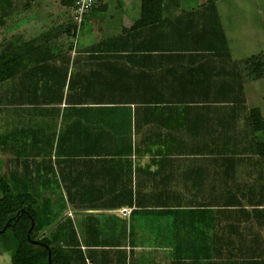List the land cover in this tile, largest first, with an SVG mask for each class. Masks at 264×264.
<instances>
[{
	"label": "trees",
	"instance_id": "trees-1",
	"mask_svg": "<svg viewBox=\"0 0 264 264\" xmlns=\"http://www.w3.org/2000/svg\"><path fill=\"white\" fill-rule=\"evenodd\" d=\"M161 7L141 2L143 16ZM140 35L20 71L1 49L0 153L21 186L0 178L9 264H49L29 240L50 264H264L263 118L242 85L194 95L184 74L161 79L140 61L166 55L134 47ZM122 208L128 219L88 213Z\"/></svg>",
	"mask_w": 264,
	"mask_h": 264
},
{
	"label": "crops",
	"instance_id": "crops-1",
	"mask_svg": "<svg viewBox=\"0 0 264 264\" xmlns=\"http://www.w3.org/2000/svg\"><path fill=\"white\" fill-rule=\"evenodd\" d=\"M125 2L130 6L115 8L110 13L108 9L99 8L101 0H98V4L84 16L82 23L77 25L73 8L63 6L61 0H30L27 4L15 7L13 10L0 12V39L2 41L0 47L19 46L20 44L10 45L9 42L13 38H18L23 42L28 40L30 48L35 49L30 54L17 52L19 56L14 57L16 54L14 55V52L10 50L9 53L13 56H6L15 63H29L26 69L42 63L63 65L68 62V59H70L68 63L72 64L73 60L77 59L76 52L107 40L116 39L123 33L140 30L141 35L132 40L134 47H150L166 55H154L147 61L142 59L140 61L147 62L151 65L150 68L159 71L157 74L161 75L162 71H166L161 79L164 77L168 79L177 73L184 74L189 78L194 95L213 96L223 85L225 89H230L228 93H223L240 98V86L242 85L245 105L248 109H256L264 120L261 106L253 107L251 104L253 100L257 102L264 98L263 94L257 93L254 87V84L264 79V66L260 63L259 67L253 66L255 56L245 57L239 50L235 54L230 44L227 25L224 24L223 14L217 7V3H215L216 8L213 9L203 6L205 3H195L192 7L176 4L170 6L166 5L163 0L161 9H151L150 13H145L146 16H143L141 0H126ZM225 16L229 14H224ZM70 26H75L77 31L75 27L76 32ZM86 27L95 30L92 33L95 40L88 45L78 42ZM97 27L101 32L97 33ZM118 29H121L120 33ZM70 31L75 33L73 37L70 36ZM71 41L78 43V47L74 49L75 52L71 56H67L69 54H64L62 49ZM206 86L209 90L205 91ZM192 107L201 106L194 104ZM214 107L209 106L208 108ZM203 115L205 119L214 120L212 114ZM245 116L246 111L242 113L241 121ZM196 117L199 119L197 115ZM256 137L264 147V131L257 132ZM261 170L264 176V161ZM122 209L88 213L113 214L128 219L129 215L122 217L120 214Z\"/></svg>",
	"mask_w": 264,
	"mask_h": 264
},
{
	"label": "rangeland",
	"instance_id": "rangeland-1",
	"mask_svg": "<svg viewBox=\"0 0 264 264\" xmlns=\"http://www.w3.org/2000/svg\"><path fill=\"white\" fill-rule=\"evenodd\" d=\"M126 1V0H125ZM124 0H101L100 9H108L110 13L115 10V8L128 7ZM140 1V0H139ZM30 0H0V12L13 10L15 7H19L23 4H27ZM142 2V0H141ZM166 5H177L183 7H192L193 4L206 3L207 0H164ZM163 3V0H162ZM217 7L221 10L223 14L224 24L227 25L226 29L229 34V40L233 51L236 54V51H240L245 57L255 56L259 57L260 60L255 61L258 64L261 63L264 66V0H216ZM114 8V9H113ZM224 14H229L225 16ZM117 17V16H116ZM123 18V17H120ZM75 26H70L72 30L75 31ZM69 28V29H70ZM70 29V30H71ZM97 33L101 32L97 27ZM121 29H118L120 33ZM77 31V28H76ZM75 31V32H76ZM95 30L93 28L84 29L79 37L78 42L80 44H90L94 42V37L92 33ZM70 36H74L73 31L69 32ZM71 37V38H72ZM73 39V38H72ZM0 43H2L0 39ZM10 45H17L11 50L18 49L20 52L25 54H30L31 51L35 50L30 48L29 41H21L18 38H13L10 42ZM76 45V46H75ZM78 43L73 41L65 44V48L62 49V52L72 55L77 49ZM2 47H0L1 52ZM16 54L14 57H17ZM14 59V58H12ZM4 60H9V58H4ZM29 63L20 64L15 63V67L18 71L26 68ZM258 67V65L256 66ZM264 78V76H263ZM255 90L257 93H261L264 96V79L260 80L259 83L254 84ZM255 99V97H254ZM251 104L253 107H260L264 112V98L256 101H252ZM6 128V119L2 115L0 118V134L5 133ZM5 154L0 153V178L6 180L11 186L15 187L17 190L21 189L19 177L17 174H11L5 164ZM69 216V211L65 213ZM72 217V216H71ZM49 229H45V233H48ZM10 259L7 255H0V264L9 263Z\"/></svg>",
	"mask_w": 264,
	"mask_h": 264
},
{
	"label": "built area",
	"instance_id": "built-area-1",
	"mask_svg": "<svg viewBox=\"0 0 264 264\" xmlns=\"http://www.w3.org/2000/svg\"><path fill=\"white\" fill-rule=\"evenodd\" d=\"M98 3V0H74L73 11L75 13V20L77 25H80L84 16L89 13ZM130 213V209H122L120 214L122 217H127ZM72 216V213H69Z\"/></svg>",
	"mask_w": 264,
	"mask_h": 264
},
{
	"label": "water",
	"instance_id": "water-1",
	"mask_svg": "<svg viewBox=\"0 0 264 264\" xmlns=\"http://www.w3.org/2000/svg\"><path fill=\"white\" fill-rule=\"evenodd\" d=\"M117 213V212H116ZM33 229V223H32V225H31V228H30V230H29V232L31 231ZM3 231H4V229H3ZM29 239V238H28ZM30 241V243L32 244V245H42L43 247H44V249L47 251V253H48V263L50 264L51 263V251H50V248L48 247V246H45V245H43V244H40L38 241H32V240H29Z\"/></svg>",
	"mask_w": 264,
	"mask_h": 264
},
{
	"label": "flooded vegetation",
	"instance_id": "flooded-vegetation-1",
	"mask_svg": "<svg viewBox=\"0 0 264 264\" xmlns=\"http://www.w3.org/2000/svg\"><path fill=\"white\" fill-rule=\"evenodd\" d=\"M2 232L3 231H1L0 233H2ZM0 255H7L9 257V259H10V256L8 254H6V253H0ZM9 263H10V261H9ZM9 263H7V264H9Z\"/></svg>",
	"mask_w": 264,
	"mask_h": 264
}]
</instances>
